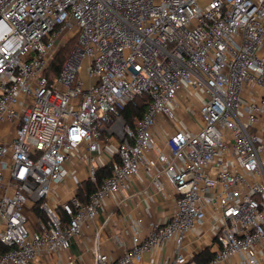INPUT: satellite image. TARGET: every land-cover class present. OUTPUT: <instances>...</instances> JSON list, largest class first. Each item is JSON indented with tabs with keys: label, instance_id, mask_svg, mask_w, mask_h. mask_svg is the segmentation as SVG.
<instances>
[{
	"label": "built area",
	"instance_id": "built-area-1",
	"mask_svg": "<svg viewBox=\"0 0 264 264\" xmlns=\"http://www.w3.org/2000/svg\"><path fill=\"white\" fill-rule=\"evenodd\" d=\"M83 59L96 78L88 86ZM145 94L146 112L129 123L123 110ZM75 150L88 167L64 198ZM140 172L175 209L112 259L99 208ZM83 181L94 185L87 201ZM210 216L215 255L205 264H262L264 0H0V243L10 248L0 264L47 254L76 264L72 240L90 230L94 264H136L171 241L176 264H198L182 249Z\"/></svg>",
	"mask_w": 264,
	"mask_h": 264
},
{
	"label": "crops",
	"instance_id": "crops-1",
	"mask_svg": "<svg viewBox=\"0 0 264 264\" xmlns=\"http://www.w3.org/2000/svg\"><path fill=\"white\" fill-rule=\"evenodd\" d=\"M180 105L183 104V96H179ZM9 125H5L8 129ZM163 121L158 120L155 134L161 137ZM10 136H7L8 139ZM80 150L74 151L75 159L69 162L71 175L64 180L60 186L64 198L68 196L70 189L76 183L81 182L86 175L88 159L79 157ZM103 157V156H102ZM103 163V162H102ZM102 165V164H100ZM171 189V186H168ZM175 209V202L172 194L167 191L163 195L156 191L144 172L132 177L128 186L117 192L112 197H107L99 208V221L103 225L102 248L107 251L112 259L118 258L125 246L132 241L137 231L144 232V228L152 221H159L169 218ZM35 221V216L31 215ZM142 218V224L139 219ZM215 225L211 216L206 224L190 232L186 237L183 246V253L188 257H196L208 249L215 254L214 243ZM143 234V233H142ZM93 230L88 231L80 245L76 239L72 240L71 251L78 256L76 264H94ZM258 256L264 264V247H256ZM174 242H168L143 253L142 261L136 264H176ZM56 254L43 255L29 264H65L59 261ZM220 264H242L238 257L224 261Z\"/></svg>",
	"mask_w": 264,
	"mask_h": 264
},
{
	"label": "trees",
	"instance_id": "trees-1",
	"mask_svg": "<svg viewBox=\"0 0 264 264\" xmlns=\"http://www.w3.org/2000/svg\"><path fill=\"white\" fill-rule=\"evenodd\" d=\"M76 42L75 37H70L65 44L64 47H62L54 59L51 68L49 69L48 73L50 78H54L56 76L61 68L63 67L65 61L67 60L68 56L70 55L74 45ZM150 97L148 95H142L137 97L134 102L129 103L125 109L123 110V116L124 118L131 124H133L134 119L136 117H142L144 113L146 112L148 105H149ZM112 165L113 161L109 162L108 164L104 166H100L97 169V176L99 181L101 182L104 178L108 177L112 173ZM94 189V185L90 181H83L80 184V187L78 188V195L80 198H82L84 201H87L88 195L90 192H92ZM36 211L43 215V213L39 210L38 207H36ZM64 217V214H63ZM10 249L9 247L5 246L4 244L0 243V254L2 252L7 251ZM215 254L211 252L210 250L206 249L203 252H201L199 255H197L194 259L198 264H205L207 261H209Z\"/></svg>",
	"mask_w": 264,
	"mask_h": 264
},
{
	"label": "rangeland",
	"instance_id": "rangeland-1",
	"mask_svg": "<svg viewBox=\"0 0 264 264\" xmlns=\"http://www.w3.org/2000/svg\"><path fill=\"white\" fill-rule=\"evenodd\" d=\"M210 0H200V3L203 5V6H206L207 3L209 2ZM87 66H88V61L87 59H83L82 61V68L80 69V73H79V76L82 80L85 81L86 83V86L89 85L90 81L92 80H96L95 77H91L88 73V70H87Z\"/></svg>",
	"mask_w": 264,
	"mask_h": 264
}]
</instances>
